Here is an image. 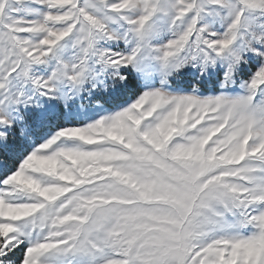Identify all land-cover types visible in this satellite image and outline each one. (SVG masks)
Returning a JSON list of instances; mask_svg holds the SVG:
<instances>
[{
	"label": "snow or ice",
	"instance_id": "6c2138e0",
	"mask_svg": "<svg viewBox=\"0 0 264 264\" xmlns=\"http://www.w3.org/2000/svg\"><path fill=\"white\" fill-rule=\"evenodd\" d=\"M0 264H264V0H0Z\"/></svg>",
	"mask_w": 264,
	"mask_h": 264
}]
</instances>
